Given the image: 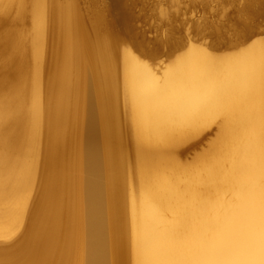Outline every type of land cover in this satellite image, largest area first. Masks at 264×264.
<instances>
[{"label":"bare ground","instance_id":"obj_1","mask_svg":"<svg viewBox=\"0 0 264 264\" xmlns=\"http://www.w3.org/2000/svg\"><path fill=\"white\" fill-rule=\"evenodd\" d=\"M139 1L0 0V264H264V0Z\"/></svg>","mask_w":264,"mask_h":264},{"label":"rangeland","instance_id":"obj_2","mask_svg":"<svg viewBox=\"0 0 264 264\" xmlns=\"http://www.w3.org/2000/svg\"><path fill=\"white\" fill-rule=\"evenodd\" d=\"M233 0H140L135 7L136 19L133 23L146 33L148 39L156 37H166L170 30L176 33V37H189L199 41L211 43L215 41L209 34L212 28L221 26L224 32L229 31L227 15L233 12L231 2ZM240 3V0H235ZM161 11L168 13L164 18ZM163 18V19H162ZM230 31L227 36H229ZM163 48L162 51H167ZM163 59H166L162 55ZM209 133V132H208ZM210 137V135H209ZM207 137L202 141L201 146L195 149L200 151L202 147L206 148ZM213 135L210 137L212 138ZM194 150V149H193ZM188 154L187 159H192L195 151Z\"/></svg>","mask_w":264,"mask_h":264}]
</instances>
